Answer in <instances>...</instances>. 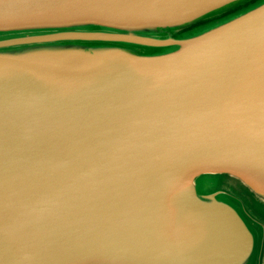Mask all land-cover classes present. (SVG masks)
I'll return each mask as SVG.
<instances>
[{"label": "water", "instance_id": "water-1", "mask_svg": "<svg viewBox=\"0 0 264 264\" xmlns=\"http://www.w3.org/2000/svg\"><path fill=\"white\" fill-rule=\"evenodd\" d=\"M4 66L0 264H264V0H0Z\"/></svg>", "mask_w": 264, "mask_h": 264}, {"label": "snow or ice", "instance_id": "snow-or-ice-1", "mask_svg": "<svg viewBox=\"0 0 264 264\" xmlns=\"http://www.w3.org/2000/svg\"><path fill=\"white\" fill-rule=\"evenodd\" d=\"M39 7H46L44 4H40ZM7 67H0V72L6 71ZM13 244L12 242L5 241V259H8V253L13 250Z\"/></svg>", "mask_w": 264, "mask_h": 264}]
</instances>
